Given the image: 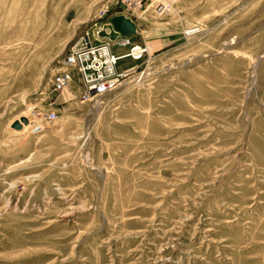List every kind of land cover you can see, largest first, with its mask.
Wrapping results in <instances>:
<instances>
[{
  "label": "rangeland",
  "instance_id": "374dc122",
  "mask_svg": "<svg viewBox=\"0 0 264 264\" xmlns=\"http://www.w3.org/2000/svg\"><path fill=\"white\" fill-rule=\"evenodd\" d=\"M143 2L0 0V264H264V0ZM119 14L144 56L56 91Z\"/></svg>",
  "mask_w": 264,
  "mask_h": 264
},
{
  "label": "built area",
  "instance_id": "2783aa9c",
  "mask_svg": "<svg viewBox=\"0 0 264 264\" xmlns=\"http://www.w3.org/2000/svg\"><path fill=\"white\" fill-rule=\"evenodd\" d=\"M121 3L133 11L144 8L143 0H121ZM114 44L130 45V38L120 36L116 43L106 39L93 42L86 36L81 38L58 66L62 68L53 73L54 89L60 91L71 86V70L74 67L78 70L87 97L102 95L116 88L120 82L118 64L121 59L130 57L136 61L144 56L147 49L138 44L131 45L129 52L118 55L113 50ZM48 116L50 119L56 118L54 113Z\"/></svg>",
  "mask_w": 264,
  "mask_h": 264
},
{
  "label": "water",
  "instance_id": "95a60500",
  "mask_svg": "<svg viewBox=\"0 0 264 264\" xmlns=\"http://www.w3.org/2000/svg\"><path fill=\"white\" fill-rule=\"evenodd\" d=\"M137 31V25L130 18L123 14L111 17L109 23L104 24V26L97 32V35L101 39H107L112 42L117 41L120 36L131 37L134 36ZM22 123L27 124V117H22L21 121H16L12 126L13 129L19 130L22 128Z\"/></svg>",
  "mask_w": 264,
  "mask_h": 264
},
{
  "label": "bare ground",
  "instance_id": "6f19581e",
  "mask_svg": "<svg viewBox=\"0 0 264 264\" xmlns=\"http://www.w3.org/2000/svg\"><path fill=\"white\" fill-rule=\"evenodd\" d=\"M15 121V120H14ZM18 121V120H17Z\"/></svg>",
  "mask_w": 264,
  "mask_h": 264
}]
</instances>
